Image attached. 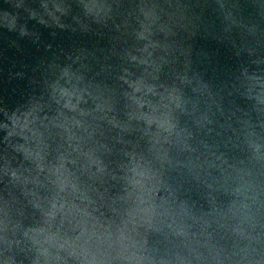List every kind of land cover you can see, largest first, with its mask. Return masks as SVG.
I'll list each match as a JSON object with an SVG mask.
<instances>
[{
  "label": "water",
  "instance_id": "95a60500",
  "mask_svg": "<svg viewBox=\"0 0 264 264\" xmlns=\"http://www.w3.org/2000/svg\"><path fill=\"white\" fill-rule=\"evenodd\" d=\"M0 264H264V0H0Z\"/></svg>",
  "mask_w": 264,
  "mask_h": 264
}]
</instances>
